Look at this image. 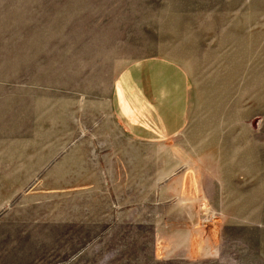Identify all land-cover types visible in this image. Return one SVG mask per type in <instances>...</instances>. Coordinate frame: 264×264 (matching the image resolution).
<instances>
[{"label": "rangeland", "instance_id": "374dc122", "mask_svg": "<svg viewBox=\"0 0 264 264\" xmlns=\"http://www.w3.org/2000/svg\"><path fill=\"white\" fill-rule=\"evenodd\" d=\"M147 56L189 72L188 127L172 153L132 144L151 208L91 216L88 145L126 142L112 89ZM188 157L214 199L191 210L159 179ZM0 264H264V0H0Z\"/></svg>", "mask_w": 264, "mask_h": 264}, {"label": "crops", "instance_id": "0c3cea01", "mask_svg": "<svg viewBox=\"0 0 264 264\" xmlns=\"http://www.w3.org/2000/svg\"><path fill=\"white\" fill-rule=\"evenodd\" d=\"M192 103L193 83L189 72L174 60L147 56L131 62L120 72L112 89L111 110L115 123L126 134V142L116 140L114 136L103 141L107 143L104 147L108 157L99 162L96 158L100 144L92 135V144L88 145L90 160L92 165L96 164L94 162L100 164L101 170L98 169V173H101V180L99 183L97 178H92L90 188H86V191L94 194L86 205L92 211L91 216L103 215L105 208L109 214L119 217L124 216L126 209L130 213L141 207L151 208L154 205L151 197L143 200L140 197L142 183L139 181L140 177L134 179L135 173H139L141 163L140 148L135 151L132 144L153 148V151L163 146L171 153L175 147L179 149L177 142L188 127ZM69 154L70 152L64 150L55 160L56 163L69 162ZM133 154H136L137 158ZM194 159L188 157L183 160L179 172L172 169L170 159L159 174V179L163 180L165 185L172 186V189L174 186H180L181 200L187 202L185 208L188 210L198 209L200 202L205 205V200L206 205L208 201L214 200L209 194L205 196V174L206 171L209 174L211 172L204 167L201 159ZM150 160L154 169L152 173L145 175L148 182L143 184L148 187V190L143 188L148 195L158 180L155 155ZM94 167L92 166L91 170ZM217 184L220 186L221 181ZM99 192L105 196H95Z\"/></svg>", "mask_w": 264, "mask_h": 264}]
</instances>
